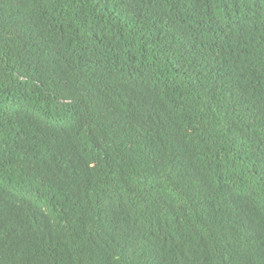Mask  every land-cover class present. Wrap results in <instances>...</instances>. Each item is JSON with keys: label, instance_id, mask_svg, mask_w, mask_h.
<instances>
[{"label": "trees", "instance_id": "1", "mask_svg": "<svg viewBox=\"0 0 264 264\" xmlns=\"http://www.w3.org/2000/svg\"><path fill=\"white\" fill-rule=\"evenodd\" d=\"M0 264H264V0H0Z\"/></svg>", "mask_w": 264, "mask_h": 264}]
</instances>
